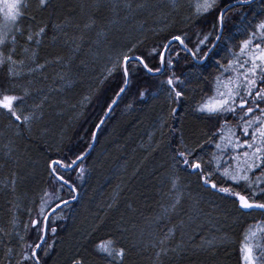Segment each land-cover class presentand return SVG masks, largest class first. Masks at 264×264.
Segmentation results:
<instances>
[{"label":"snow or ice","instance_id":"1","mask_svg":"<svg viewBox=\"0 0 264 264\" xmlns=\"http://www.w3.org/2000/svg\"><path fill=\"white\" fill-rule=\"evenodd\" d=\"M254 4L255 0H235L227 6L225 0H168L166 13L154 27L136 28L130 21L151 7L148 0L80 5L86 16L82 25L72 17L54 21L53 0H0V141L4 142L0 166L14 168L4 187L15 193L20 181L36 173L40 161L29 147L33 142L41 146L46 176L39 200L32 202L35 207L25 209L28 222L22 226L23 234L17 213L11 211L17 206L9 202L11 231L0 227V246L6 249L8 264H47L44 257L59 240L57 222L68 218L65 211L74 207L73 202L81 201L79 189L91 171L87 161L97 132L141 74L159 80L157 88L166 101L156 128L160 141L152 143L154 133L149 135L150 150L165 155L156 174L160 210L142 220H121L114 231L94 238L106 231L98 216L65 264H133V253L142 246L152 252L153 264H172L185 251V237L213 224L205 204L214 202L206 201L202 193L228 200L241 217L253 213L264 217V0L258 11ZM90 8L109 15L101 18ZM70 28L75 29L71 34ZM90 33L96 37L88 41L91 62L76 65L75 54ZM61 42L69 54L40 56L46 44L55 48ZM222 52L228 54L224 62ZM189 57L194 63L187 74L178 75L180 60ZM210 67L215 75L204 74ZM86 77L94 83L73 103L68 96ZM202 80L211 85L206 92L193 87ZM150 97L158 98L157 93L137 87L125 110L147 103ZM94 100L102 116L85 126L84 110ZM22 167L31 173L21 172ZM191 177H196V194ZM117 196L108 209L117 205ZM10 237L19 241L20 251ZM201 240L202 248L213 249L226 238ZM238 264H264V219L244 230Z\"/></svg>","mask_w":264,"mask_h":264},{"label":"trees","instance_id":"2","mask_svg":"<svg viewBox=\"0 0 264 264\" xmlns=\"http://www.w3.org/2000/svg\"><path fill=\"white\" fill-rule=\"evenodd\" d=\"M94 2L95 0H53L56 6L53 20L72 17L82 25L86 21V16L81 15L79 6H91ZM133 2L139 3L141 0H133ZM148 2L151 7L136 14L135 18L130 21L131 26L138 28L140 25H144L145 28H151L162 19L167 11L164 6L168 0H148ZM228 3L234 4L235 0H225L226 6ZM260 8L261 0H258L254 4V9L258 11ZM90 10L101 18L109 15L106 10L97 11L95 8H90ZM121 23L124 22L121 21ZM229 27L231 28V25ZM73 31H75L74 28L69 29L70 34ZM149 35L151 36V33ZM95 38V33H90L86 37L85 45L75 54L77 57L76 65H80L81 61L91 62L88 41ZM113 38H115L114 34ZM148 43L150 45L152 39H149ZM238 43L239 41L235 42V44ZM69 52V47L63 42L55 48L46 44L40 50V56L45 58L56 53L67 55ZM227 58L228 54L222 52L221 62ZM192 63L194 61L191 60V57L187 60H180L176 68L177 74H187ZM209 73L215 75V69L210 67L204 74ZM89 83H94L92 77L84 78L83 84L78 85L75 93L69 94L68 99L75 103L79 94L88 90ZM158 84L159 80L141 74L133 81L129 95L119 102L120 106L100 130L94 151L87 161L91 170L90 174L79 189L81 201L79 204L73 203V208L66 209L65 215L68 217L66 220L57 222L60 225L59 240L52 253L44 257L47 264H65L67 255L75 245L84 240L86 233L97 223L98 216L103 218L106 231L97 232L94 238L105 236L107 231H114L121 220L133 218L142 220L143 216H152L159 212L161 204L160 184L156 174L162 170L161 165L164 163L165 155L163 152H152L149 141V135L153 133L152 143L160 141L161 133L156 128L160 116L166 111L165 97L159 94ZM137 87L157 93L158 98L150 97L147 103H137L133 110L126 111V103L132 99ZM193 87L197 88L199 92H206L211 85L207 80H202L200 84L193 85ZM103 91L101 89V100H103ZM111 95L109 92L108 96L111 97ZM101 116V107L94 100L92 105L84 110L81 123L87 121L85 126H90L98 122ZM3 143L0 141V150L3 148ZM29 147L32 155L40 163L35 174H29L26 179L18 183L15 193L9 192L4 187L12 178L13 166H0V227H7L11 231L9 224V202L11 201L13 205L17 206L11 211L17 213L18 230L21 231V234H23V224L28 222L25 209L35 207L32 202L39 200L41 189L45 187L46 181L43 172V157L40 155L41 146L39 142H33ZM19 170L23 173H31L32 171L30 168L24 167ZM189 179L192 182L193 194H196L198 191L195 187L196 177ZM117 193V205L108 209L107 204ZM63 195L67 197V192ZM202 195L206 201L214 202L205 204L206 210L212 213L213 224H206L202 229H196L190 236L185 237V251L176 256L172 264H238L239 247L244 230L249 225L264 219V217L258 213L241 217L236 212L234 205L228 200L211 197L207 193H202ZM130 205L131 207H129ZM212 236L225 237L226 240L213 249L202 248L201 237L211 238ZM10 239L17 251H20L19 241L15 237H10ZM0 264H8L6 249L3 246H0ZM133 264H153L152 252L147 247L142 246L140 252L133 253Z\"/></svg>","mask_w":264,"mask_h":264},{"label":"bare ground","instance_id":"3","mask_svg":"<svg viewBox=\"0 0 264 264\" xmlns=\"http://www.w3.org/2000/svg\"><path fill=\"white\" fill-rule=\"evenodd\" d=\"M107 120H108V119H107ZM107 120H106V121H107ZM105 123H106V122H105ZM105 123L103 124V126L105 125ZM103 126H102V127H103ZM101 129H102V128H101ZM101 129H100V130H101ZM99 132H100V131H99ZM98 135H99V134H98ZM97 138H98V136H97ZM95 145H96V144H95ZM95 145H94V147H95ZM91 153H92V152H91ZM91 153H90V155H91ZM74 203H75V202H74Z\"/></svg>","mask_w":264,"mask_h":264},{"label":"water","instance_id":"4","mask_svg":"<svg viewBox=\"0 0 264 264\" xmlns=\"http://www.w3.org/2000/svg\"><path fill=\"white\" fill-rule=\"evenodd\" d=\"M256 1H258V0H255V2H256ZM106 120H107V119H106ZM106 120H105V122H106ZM102 126H103V125H102ZM102 126H101V128H102ZM101 128H100V129H101ZM99 131H100V130H99ZM99 131L97 132V136H98V134H99ZM73 203H74V202H73Z\"/></svg>","mask_w":264,"mask_h":264}]
</instances>
